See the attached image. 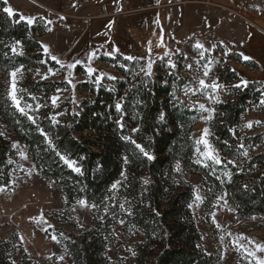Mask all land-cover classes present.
Masks as SVG:
<instances>
[{
  "label": "trees",
  "instance_id": "obj_1",
  "mask_svg": "<svg viewBox=\"0 0 264 264\" xmlns=\"http://www.w3.org/2000/svg\"><path fill=\"white\" fill-rule=\"evenodd\" d=\"M5 7L0 0V115L8 131L28 148L40 176L58 185L68 209L81 199L96 205L92 228L80 233L57 231L60 245L73 264H113L108 252L120 220L124 221V231L131 234L137 230L145 236L143 242L134 245L133 264H218L220 256L205 252L201 246L202 234L190 207L196 198L195 188L180 176L177 163L201 176L205 216L209 217L220 196L227 195L229 206L240 219L264 218V133L246 135L241 130L246 113L264 99L262 83L229 87V99L216 105L210 121V143L223 157L220 165L205 160L197 151L193 128L201 113L185 94L191 84L183 76L186 67L182 62L175 61V69H170L165 59H158L148 77L140 71L141 67L146 68V60L141 57L127 60L128 56L120 54L99 56L97 62L110 64L118 76L103 77L97 82L94 74L90 81L79 84L87 95L83 102L66 103L51 112L44 110L41 120L33 124L13 105L5 87L8 75L17 68L30 74L59 65L45 54L37 39L47 32L45 20L39 18L31 25L19 14L9 16ZM187 49L181 55L183 62L189 60L184 57ZM239 62L254 65L252 61ZM81 71L84 68L79 66L78 72ZM236 79L235 71L220 74L225 86L233 85ZM67 84L30 79L19 86L18 95L31 103L44 102ZM117 102L121 103L123 114L116 111ZM161 112L165 113V122L159 121ZM117 120H121L123 129ZM37 125L53 140L56 151L76 162L82 175L48 148ZM123 136H131L154 159L147 160ZM245 152L247 155H243ZM17 154L0 131V188L10 186L15 167L12 158ZM125 156L130 163L124 164ZM197 158L202 163H196ZM117 182V190H111ZM120 204L127 211H122ZM0 264L34 262L17 235H13L0 241Z\"/></svg>",
  "mask_w": 264,
  "mask_h": 264
},
{
  "label": "rangeland",
  "instance_id": "obj_2",
  "mask_svg": "<svg viewBox=\"0 0 264 264\" xmlns=\"http://www.w3.org/2000/svg\"><path fill=\"white\" fill-rule=\"evenodd\" d=\"M181 1L185 0H171V4L181 3ZM208 1L210 2L207 6L209 10L204 12L206 18L204 29L207 31L192 36L185 34L179 39H171L168 44L167 40L161 42L158 38L156 39V33L148 21L146 30L152 36L142 44L141 52L136 56L146 60V67L149 62L153 66L155 61L161 58L167 62L169 59L173 63L175 61L182 62V65L186 67L183 76L187 77L191 84L187 93L188 101L201 113L200 120L193 128L195 142L202 138L204 130L207 128L206 139L223 161L222 155L210 143L211 119H205L209 113L201 112L198 105L204 104L206 108L215 109L218 103L209 100L208 97L217 96L220 102L227 101L230 94L229 87H233L242 79L248 83L260 82L264 86V0ZM61 5L59 0H7L6 4V7L13 9L14 14H21L22 20L27 21V18L31 17L33 19L31 25H34L37 18L42 15L48 29L37 39L42 45L47 46L51 56H55L60 61L57 63L59 67L52 69L56 73L55 75H52L49 69L33 70L30 74L25 69H21V72L17 74L16 95L20 105L21 107L30 106V108H25V111L36 117L37 122L41 120V112L44 110L51 112L66 103L80 104L83 102L87 95L81 91L79 84L90 81L94 74L100 79L118 76V72L110 64L98 63V57L90 58L93 51L84 50L89 35L83 41H77L78 34H74V31L78 32L80 26L75 25L74 21L76 20L55 14L61 10ZM177 15L178 18L182 16L180 11ZM165 16L166 12L162 18ZM148 20H150L149 17ZM168 27L164 24L166 33L169 32ZM108 32L110 34L111 30ZM107 34H102L99 38L105 39L109 35ZM98 41L101 40L98 39ZM196 42L202 43L204 49L209 50L204 53L203 58L199 55L201 49L195 47ZM185 47L189 49L184 57H188L189 60L183 62L181 55L184 54ZM89 48L96 49L94 44ZM242 54L250 57L248 61H252L254 65H242L239 62V59L245 61ZM48 56L51 58L50 55ZM206 59L208 61L204 64ZM205 65L209 68L208 76H204ZM79 66L83 67L84 71L78 72ZM89 67L93 69L91 75L87 71ZM38 71L39 74H37ZM230 71L236 72L237 79L233 85L225 86L220 81V74L226 75ZM45 75L52 81H66L68 84L52 93L44 102L31 103L19 97L18 88L21 84L30 79L37 81ZM7 79L5 87L9 93L10 75ZM200 79H204L207 84L216 81L223 88L215 92L211 88L201 90ZM54 96L59 97L56 101L58 106L52 104L51 98ZM37 105H40L39 111H35ZM249 123H251V127H247ZM241 130L246 135L264 133V105L259 103L249 109L244 117ZM0 131L12 145H18V147L13 146L18 154L12 158L15 167L11 184L9 187L3 188L5 190L0 191V241L17 235L28 258L34 264H73L69 254L60 245L59 232L57 231L64 234L80 233L92 228L93 208L84 207L76 202L71 209H68L63 192L55 182L40 176L29 156L28 148L20 142L14 133L8 131L1 115ZM197 145L200 154L206 151L202 143ZM21 153L26 158H22ZM30 169L31 173L29 174ZM180 169V176L192 184L196 196L201 197L200 200L195 198L191 208L202 234L201 246L203 250L209 254L219 255L218 264H257L258 260H264V252L257 250L264 248V218L254 216L250 219H240L236 211L229 206L227 195L220 196L209 217L205 216L202 210L204 195L201 189V176L186 171L181 166ZM114 234L116 239L109 248L108 257L113 264H133L134 245L143 242L145 236L137 230L131 234L124 231L121 224L115 228ZM249 252H254L255 255H249ZM61 256L63 260L60 259ZM17 259L18 257L15 258V260Z\"/></svg>",
  "mask_w": 264,
  "mask_h": 264
},
{
  "label": "crops",
  "instance_id": "obj_3",
  "mask_svg": "<svg viewBox=\"0 0 264 264\" xmlns=\"http://www.w3.org/2000/svg\"><path fill=\"white\" fill-rule=\"evenodd\" d=\"M59 3L62 4L61 10L55 14L76 20L75 25L80 26L78 32L74 31V34H78L77 41H83L89 35L84 50L93 51L91 53H95L94 57L139 55L142 44L152 36L146 30L148 21L156 33V39L161 42L167 40L168 44L171 39H179L185 34L192 36L207 31L204 29V12L209 10V4L205 3L181 1L171 4V0H59ZM179 11L181 18L177 15ZM165 12L164 20L162 15ZM19 15L21 17V14ZM39 18L42 19V15L37 19ZM164 24L169 26L167 33ZM108 29L111 30L110 34ZM105 33L109 34L105 39L99 38ZM92 43L96 47L95 50L89 48ZM109 52L111 55L106 54Z\"/></svg>",
  "mask_w": 264,
  "mask_h": 264
},
{
  "label": "snow or ice",
  "instance_id": "obj_4",
  "mask_svg": "<svg viewBox=\"0 0 264 264\" xmlns=\"http://www.w3.org/2000/svg\"><path fill=\"white\" fill-rule=\"evenodd\" d=\"M4 3L7 4V0H4ZM4 11L6 13H8L9 16L14 15L13 9L11 7H5ZM26 22L28 24H32L33 23V19L31 17H29V18H27ZM49 23H51V21H49ZM49 31H51V29H49ZM41 47L44 48L45 54L51 56V53L49 52L47 46L41 45ZM195 47L197 49H201V51L199 52V55L201 56V58L204 57V53L206 51H209L208 49H204L203 44L200 43V42H196ZM15 51H16L15 48H13V52H15ZM106 54L107 55H111L110 52L106 53ZM165 55H167V53H165ZM94 56H95V53H92L90 58L94 57ZM51 59L54 60L56 63H60V61L55 56H51ZM126 59L127 60H135L136 58L128 56V57H126ZM243 59L245 61H248V60H250V57H248L246 55H243ZM41 62L43 63V61H41ZM168 66H169L170 69H175V67H176V65L170 59L168 60ZM69 67H71V66L69 65ZM121 67L123 68L125 66L121 65ZM189 67H191V65H189ZM204 69H205L204 70V76H208L209 68L207 67V65L204 66ZM87 71H88L89 75H91L93 73V69L91 67H89L87 69ZM140 71L144 72L145 76L150 77L152 75V64H151V62L148 63L146 68L141 67ZM20 72H21V69L17 68L16 70L11 71L9 73L10 78H11V88H10L9 96H10V99H11L13 105L16 107L17 111H19L22 115H25L27 117V119L31 123L36 124L37 118L32 116V115H29V113L25 111V108H30V106L25 105L24 107H21L19 98L16 95V92H17L16 77H17V74L20 73ZM49 72L52 75L56 74L55 72H53L52 69H49ZM37 74H39V71L37 72ZM136 74L138 75L139 73H136ZM41 78L42 79H47L48 76L45 75V76H42ZM108 78L109 79H115V77H111V76H109ZM99 80H100V77H97V82H99ZM247 83L248 82L246 80L242 79L239 83L235 84L233 87L234 88H240L241 86H245L246 87ZM199 85H200V89L201 90H205V89L211 88L213 90V92H215L218 89H222L223 88V86L218 84L216 81H212L211 84H207L204 79H200L199 80ZM188 91L189 90L186 88L185 89V94L186 95H187ZM262 95H264V93H262ZM32 99H35V97H32ZM51 99H52L53 106H58L56 104V101H57V99H59V97L54 96ZM208 99L212 100V101H214L216 103L220 102L219 98L217 96H209ZM260 104L264 105V99H261ZM39 107H40V105H37V108L35 109V111H39ZM115 108H116V111L118 113L123 114L122 105H121L120 102L116 103ZM198 108H199V110L201 112H208L209 113L208 117L205 118L206 120L207 119H211L214 109L206 108L204 104H199ZM50 119L53 121L54 124H59V121L56 120L55 117H50ZM165 120H166L165 113L161 112L160 115H159V121L160 122H165ZM117 124L120 126L121 129H123L124 125L121 122V120H117ZM251 126H252L251 123H249L247 125V127H251ZM37 128L40 131L41 136L44 137V142L47 144L48 148L50 150L54 151L56 153V155L59 156L60 160H62L69 168H71L72 171L76 172L77 174L82 175L83 173L81 171V168L76 165V162L73 161V160H70L67 156L61 155L58 151H56V148L54 146L53 140L47 135V133L42 128H39L38 125H37ZM132 131L133 132H138L139 129H133ZM207 135H208V129L205 128L202 138L200 140L196 141L197 144H201L202 143L205 146L206 151L203 152L201 155L204 157L205 160H211L213 164L220 165L222 163V161L219 158L218 154H216L215 151L209 145V143H208V141L206 139ZM122 139H125V140L129 141L130 143L134 144L135 145V149L138 150L139 153L142 154L147 160L150 161V160L154 159L152 154L150 152H148L145 149V147H143L141 144L136 143L135 139H133L131 136H123ZM13 146L14 147H18V145H16V144H13ZM197 151H199V149H197ZM243 155H247V152L243 153ZM21 156H22V158H26V157H24L23 153H21ZM123 162H124V164H128V163H130V160H129V158L127 156H125L123 158ZM196 163H202V161L199 158H197ZM227 163L228 164H233L234 162L233 161H228ZM176 169H177V171H181L179 163H177ZM21 170H23V168H21ZM30 173H31V169L29 170V174ZM143 183L144 184H148V180H144ZM118 184H119V182L112 184L111 190H117ZM3 190H5V189L0 188V191H3ZM196 199L200 200L201 197L196 196ZM78 203L80 205L84 206V207L96 208V205H94V204L93 205H89L88 202L86 200H83V199L79 200ZM119 207H120V209L122 211H127V209H125V205L124 204H120ZM190 207H191V205H190ZM73 210H75V209H73ZM105 214L106 215L108 214V208H105ZM131 214H132L131 212H128V215H131ZM120 223L123 224L124 221L120 220ZM43 230L46 231V229H43ZM257 250L261 251V252H264V248H258ZM249 255H255V253L254 252H249ZM60 259L63 260V257L61 256ZM257 264H264V260H258Z\"/></svg>",
  "mask_w": 264,
  "mask_h": 264
},
{
  "label": "built area",
  "instance_id": "obj_5",
  "mask_svg": "<svg viewBox=\"0 0 264 264\" xmlns=\"http://www.w3.org/2000/svg\"><path fill=\"white\" fill-rule=\"evenodd\" d=\"M183 3H205V4H210L208 0H185ZM243 17L242 15H239Z\"/></svg>",
  "mask_w": 264,
  "mask_h": 264
}]
</instances>
